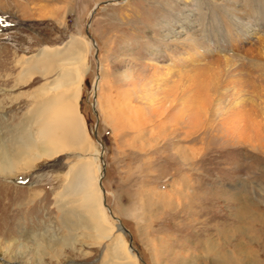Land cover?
I'll return each mask as SVG.
<instances>
[{
	"label": "rangeland",
	"instance_id": "obj_1",
	"mask_svg": "<svg viewBox=\"0 0 264 264\" xmlns=\"http://www.w3.org/2000/svg\"><path fill=\"white\" fill-rule=\"evenodd\" d=\"M176 31L217 49L195 65L239 70L231 89L219 88L225 94L263 95L264 72L250 60L264 62V0H0V139L16 134L31 96L54 77L16 85L18 61L74 36L87 41L78 108L91 146L0 176V264L110 263V240L79 236L77 211L61 224L65 174L92 155L108 224L117 226L112 215L128 231L112 237L130 239L136 264H264V139L251 146L223 137L213 106L200 109L194 127L182 103L159 107L160 77L188 70L174 61L180 49L168 59ZM56 240L66 244L47 248Z\"/></svg>",
	"mask_w": 264,
	"mask_h": 264
},
{
	"label": "bare ground",
	"instance_id": "obj_2",
	"mask_svg": "<svg viewBox=\"0 0 264 264\" xmlns=\"http://www.w3.org/2000/svg\"><path fill=\"white\" fill-rule=\"evenodd\" d=\"M176 34L178 35L176 39L167 41V47H170L171 50L174 47L173 49L176 51L180 49L183 52L174 61L188 66V70L186 69L187 71L182 74H176L177 79H173V81L170 76L163 77L162 75L160 77V86L163 85V87L162 90L159 88V91L157 88V94H159L157 100H160L158 102V104L160 103L159 107H164L167 104L171 106L172 102L182 103L186 109L182 113L187 117L185 123L194 127L200 109L202 108L204 111L206 105L213 106L216 112L222 114V119L219 118L221 125L219 132L224 134L223 137L231 138L232 142L235 141L236 144L248 143L254 146V143H259L261 139H264V89L263 95H261V89L256 97L253 96L255 98L252 102L246 98L248 93L245 91L242 96H239L238 93H232V91L225 94L221 90L231 89L230 85L234 82L230 79L240 76L239 70H233L235 74L232 76L231 74H219V70L212 73L211 68L207 66L195 65L196 62L211 57L217 49L210 45H202L189 35L180 38L184 34L183 31H176ZM87 51L86 39L72 36L62 47H43L37 53L18 61L20 70L16 85L28 83L36 75L45 78L54 74V77L33 93L31 98L36 100V104L24 115V123L22 122L20 127L17 126L14 129L16 134L11 135L7 142L0 139V176L26 172L33 168L37 162L51 159L65 152L74 151L87 154L90 151V142L78 108L82 80L88 69L85 64ZM221 51L223 50L221 49ZM171 52L173 50L168 54V59H171L170 62L172 63V59L175 58ZM250 61L251 67L264 72V62L261 60ZM177 62H174L173 65H176ZM217 65L216 68H219ZM208 69L210 72L207 71ZM157 73L159 72L157 71ZM194 73L198 75V78L195 77L196 75H190ZM98 78L94 84L95 92L101 89V79ZM263 80L264 75L262 73L257 82L261 88L264 87ZM154 83L158 85V83ZM251 83L252 85L249 86L254 88L253 84L256 83ZM224 102L226 105L222 106ZM108 118L110 119L109 115ZM97 159L98 157L95 155L78 159L66 172L65 176L68 181L63 192L59 195L61 203L59 206L67 209L62 210L61 224H64L65 219H67L64 217L70 214L75 215V211H77L79 215H76L77 220L73 223L77 229H81L79 236H85L99 242L103 239L110 240L108 247L110 263L106 264H136V253L125 244L120 235L112 237V233L116 229L120 233L123 232L118 224L116 227L108 224L104 212L105 203L103 204L102 200L104 190L100 182L101 177L93 168ZM47 244V248H54L53 245L57 248L66 243L64 240H56V242L52 241Z\"/></svg>",
	"mask_w": 264,
	"mask_h": 264
},
{
	"label": "water",
	"instance_id": "obj_3",
	"mask_svg": "<svg viewBox=\"0 0 264 264\" xmlns=\"http://www.w3.org/2000/svg\"><path fill=\"white\" fill-rule=\"evenodd\" d=\"M96 5H97V4H96ZM93 99H94V96H93ZM93 99H92V102H93ZM91 106H92V109H93V104H92V103H91ZM93 111H94V109H93ZM103 171H104V165L102 164V172H103ZM103 204H104V202H103ZM104 206L106 207L105 204H104ZM108 212H109V214H110L109 209H108ZM110 215H111V214H110ZM111 217L117 221L116 224H118L120 230H121L123 233H128L127 229L124 228V227L120 224V222L118 221V219H117L116 217H114V216H111ZM128 246L130 247L131 250H133V251L136 253V251L132 248V246H131V244H130V239L128 240ZM136 255H137V253H136ZM137 257H138V260L142 261L141 258H140L138 255H137Z\"/></svg>",
	"mask_w": 264,
	"mask_h": 264
}]
</instances>
